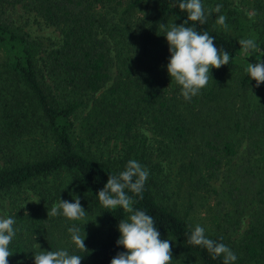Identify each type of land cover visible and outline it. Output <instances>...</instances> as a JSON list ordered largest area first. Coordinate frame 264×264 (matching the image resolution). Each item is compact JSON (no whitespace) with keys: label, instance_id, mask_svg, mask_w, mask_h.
Masks as SVG:
<instances>
[{"label":"trees","instance_id":"16d2710c","mask_svg":"<svg viewBox=\"0 0 264 264\" xmlns=\"http://www.w3.org/2000/svg\"><path fill=\"white\" fill-rule=\"evenodd\" d=\"M180 2L0 0V194L9 195V216L16 221L8 264H34L35 252L58 249L81 256V264H110L126 251L116 241L128 213L105 209L97 192L129 159L149 176L142 193L125 191L135 209L154 218L172 255L178 250L199 264H223L222 256L213 259L188 242L193 227L187 217L202 191L217 197L207 236L242 252L233 264L264 262V82L257 87L245 72L249 63L264 61V34L255 50L245 51L234 35L251 28V0H202L206 10L223 7L204 24L187 26L215 37L230 59L218 69L210 66L208 84L186 101L167 72L169 45L160 29L187 20ZM140 7L147 8L144 15ZM218 15L226 16L227 31L216 24ZM260 21L255 28L264 32V17ZM34 24L56 35L39 34ZM144 128L157 148H150ZM171 165H177L178 182L170 201L164 184ZM63 172L78 179L90 220L47 217L64 200L61 185L50 187L47 179ZM218 180L221 189L212 188ZM27 185L35 198L18 201L13 191ZM180 191L184 200L178 203L172 195ZM246 209L252 211L249 227L232 239ZM73 225L86 233L87 250L72 242L67 229Z\"/></svg>","mask_w":264,"mask_h":264},{"label":"clouds","instance_id":"9594fccd","mask_svg":"<svg viewBox=\"0 0 264 264\" xmlns=\"http://www.w3.org/2000/svg\"><path fill=\"white\" fill-rule=\"evenodd\" d=\"M179 9L187 12V20L181 24H160L169 45L170 57L167 72L171 79L180 86V92L186 101L198 95L209 82L210 66L220 68L229 63V53L217 48L207 31H197L193 26H187L188 21L204 24L212 13H220L221 4L205 9L202 0H181ZM253 14H249L250 18ZM225 15H218L216 24L228 30ZM245 50H255L257 44L253 38L239 40ZM245 72L255 79L258 87L264 82V61L249 63ZM149 176L147 168L137 160L129 159L123 171L117 175L109 174L107 182L97 192L100 203L105 209L115 210L118 206L128 213L127 219H121L118 224L120 233L117 245H122L126 251L117 253L110 264H170L173 260L171 245L168 239H160L155 220L145 211L133 207L134 200L125 189L133 194H140ZM75 202L60 199L48 209V216L63 215L71 220H81L86 210L80 203V198L74 196ZM38 202V201H37ZM13 217H0V264H8V257L13 253L9 250L10 242L16 236ZM67 231L71 240L81 250H87L84 244L85 235H81L78 226L73 225ZM85 232V231H84ZM222 239V238H221ZM188 242L205 248L213 259L223 257V264H233L237 256L224 243L209 238L206 230L199 224L190 230ZM82 257L70 254L66 249L56 251L42 250L34 253V264H81Z\"/></svg>","mask_w":264,"mask_h":264},{"label":"rangeland","instance_id":"374dc122","mask_svg":"<svg viewBox=\"0 0 264 264\" xmlns=\"http://www.w3.org/2000/svg\"><path fill=\"white\" fill-rule=\"evenodd\" d=\"M256 2L263 3V6H264V0H251V2L246 5V8L248 9V13L253 14L251 16V19L249 20V23L251 24V28L249 30H246V31L244 30L242 35L240 32L237 33L236 35H234V36L238 37L239 40L253 38L255 40V43H257L258 39L261 38V36L264 34V32H262L263 27L261 25H260L261 27L255 28L256 23L258 24L259 22H261L260 19L262 17H264V11L262 13H259L258 9H257V5H255V7H254V3L256 4ZM146 10H147L146 7H144V8L140 7L139 11H138V15H144ZM257 13H259V14H257ZM33 26H34V28H36V32L39 34L50 35L52 37L56 35L55 32L52 31L51 27L43 26L42 28H40V26L36 25V24H34ZM144 134H145V137L148 138L147 140L150 144V148L151 149L157 148L158 145L155 143V140L153 137V132H151L147 128H144ZM158 152H159V150L156 151L157 154H158ZM162 165H164L163 167H164L165 171H167V168L169 167L167 162L162 161ZM176 166L177 165H175V167L171 165L172 169L168 172L170 175V179L168 182H165V184H164L165 190L167 191V195L170 198V201H171V192L173 190V185L175 183V180L178 182V180H177L178 177L176 178V176H175ZM47 180H50V184H49L50 187L53 183H59L61 185V188L64 192V200H68L70 202H75L74 196H78L80 198V203H81L82 207L86 210L85 217L81 219V220H83V222H86L87 219L90 220V218H93L92 210L85 203V198H84L83 192L81 190V186L79 184L78 179L74 175H72L70 173L63 172V173H60L54 177H50ZM179 182L182 184L181 181H179ZM45 183L46 182L37 185L36 191H38V188L41 185H44ZM221 187L222 186L220 185V180H218L214 185H212V188H214V189H221ZM210 190H212V189H210ZM36 191L34 188H31L30 185H27L22 189L13 191L14 192L13 196H15L18 199V201H22V200L27 201V200H29L35 196L34 194H36ZM196 193H197V194H195L196 197L194 196V198H195L194 201L196 203H195L190 215L187 218L191 222V225L193 228L196 224H199L202 227H204L206 231L212 230L211 229L212 226L210 227V224H211L210 219H211V216L213 213L212 210H213V208H215V203H216L215 198H217V197L215 194H211V192L200 191V192H196ZM172 196H173V200H176L178 203H181L184 200V198L182 197L183 196L182 191H180L179 194L175 193ZM9 202H10V199H9L8 194H5V193L0 194V217H9ZM182 209L184 210L183 206H182ZM181 213H182V211H181ZM251 214H252V211H249L248 209H246L245 212L241 213V217H239V220L241 222L240 223V229L238 230V232L236 234H234L232 236V239L234 238L235 240H239L242 237L244 231L249 227V224L251 221V217H250ZM64 218H66V217H64ZM69 220H71V219H69ZM84 220H86V221H84ZM212 228H214V227H212ZM170 245H171V243H170ZM231 250L237 256L236 261L240 260V258L242 257V252L238 248H234V249L231 248ZM172 256H173V260L170 262V264H199L196 259L189 258V257L183 255L182 252L179 253L178 250ZM243 262H244V264H253L251 262H246L245 260H243ZM260 264H264V262H262Z\"/></svg>","mask_w":264,"mask_h":264}]
</instances>
